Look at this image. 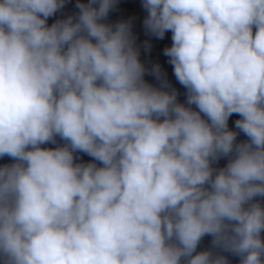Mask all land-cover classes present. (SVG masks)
Returning a JSON list of instances; mask_svg holds the SVG:
<instances>
[{
	"label": "clouds",
	"instance_id": "1",
	"mask_svg": "<svg viewBox=\"0 0 264 264\" xmlns=\"http://www.w3.org/2000/svg\"><path fill=\"white\" fill-rule=\"evenodd\" d=\"M69 3L0 0V264H264V0H140L183 100Z\"/></svg>",
	"mask_w": 264,
	"mask_h": 264
}]
</instances>
